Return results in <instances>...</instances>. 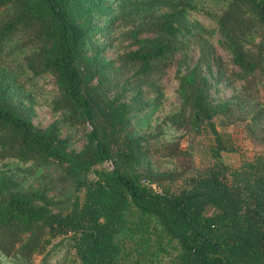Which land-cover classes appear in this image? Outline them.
<instances>
[{"label":"trees","instance_id":"1","mask_svg":"<svg viewBox=\"0 0 264 264\" xmlns=\"http://www.w3.org/2000/svg\"><path fill=\"white\" fill-rule=\"evenodd\" d=\"M191 13L214 23L229 59ZM172 66L179 103L161 122L212 137L210 165L192 174L177 141L150 147L141 130ZM48 76L58 117L37 127L31 90ZM222 80L240 92L212 97ZM261 89L264 0H0V255L25 263L68 236L77 264H264V155L222 163L236 146L214 122L248 114L255 136ZM62 126L81 130L79 149ZM152 157L175 165L155 169Z\"/></svg>","mask_w":264,"mask_h":264},{"label":"rangeland","instance_id":"2","mask_svg":"<svg viewBox=\"0 0 264 264\" xmlns=\"http://www.w3.org/2000/svg\"><path fill=\"white\" fill-rule=\"evenodd\" d=\"M190 19L196 21L204 29V36L211 45L214 54L224 60L229 59L227 51L219 43L220 36L214 28V23L207 17L196 13H191ZM113 35H115V31ZM117 43L118 41L115 39L112 48L105 50L104 55L107 58L113 57L115 51L120 49L119 43ZM188 55V63L191 64L197 57L195 45L192 44L190 46ZM227 66L236 69L230 64ZM174 71L175 66L170 67L162 78L163 98L160 104L157 105L155 112L142 122L141 130L144 132L149 131L154 135L153 138L149 139L150 147H160L171 141H177L178 148L188 153V172L192 174L200 172L210 165L211 159L207 150L209 144L212 143V137L203 128L198 133L184 132L161 122L165 116L176 112L179 103L176 91L177 79ZM239 86L238 81L228 83L227 80H222L215 86L217 88L216 91L213 87L210 89V94L214 98L229 99L240 92ZM53 87V79L48 76L36 81L34 89L31 90L33 102L31 121L37 127H44L58 117V114H54L51 111L48 104ZM263 93L264 89H261L259 98L262 97ZM246 115L244 120L226 125L220 124L219 120L214 118L217 131L224 135H230L232 142L236 146L235 151L221 152L220 156L222 163L232 167L238 166L243 158L250 159L255 154L264 155V138L262 139L264 136V130H262L264 129V124L260 123L258 127L253 128L256 132V135L253 136L246 127V124L250 123L249 116L248 114ZM60 136L67 138L70 148L79 149L82 145L83 138L80 129L62 126ZM150 161L152 167L158 170H170L175 165L173 161L159 157H152ZM98 167L106 168L104 163ZM88 178H94V174L92 172L89 173ZM179 183V180L172 183V189H176ZM70 245L71 242L68 236L47 238L46 241L42 242V246L33 253L28 262L24 263L14 258L0 255V264H77Z\"/></svg>","mask_w":264,"mask_h":264},{"label":"built area","instance_id":"3","mask_svg":"<svg viewBox=\"0 0 264 264\" xmlns=\"http://www.w3.org/2000/svg\"><path fill=\"white\" fill-rule=\"evenodd\" d=\"M104 164H105V167H106L107 169H111V168H112V163H111L110 160H105V161H104Z\"/></svg>","mask_w":264,"mask_h":264}]
</instances>
